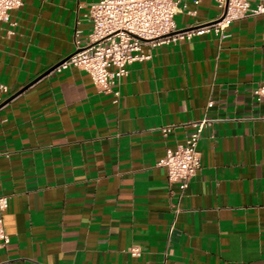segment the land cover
I'll use <instances>...</instances> for the list:
<instances>
[{"label": "crops", "instance_id": "0c3cea01", "mask_svg": "<svg viewBox=\"0 0 264 264\" xmlns=\"http://www.w3.org/2000/svg\"><path fill=\"white\" fill-rule=\"evenodd\" d=\"M97 1L24 0L0 24V264H264V15L156 49L112 93L74 68L25 90L86 42ZM218 14L203 0L175 20ZM204 119L181 192L161 162Z\"/></svg>", "mask_w": 264, "mask_h": 264}, {"label": "built area", "instance_id": "2783aa9c", "mask_svg": "<svg viewBox=\"0 0 264 264\" xmlns=\"http://www.w3.org/2000/svg\"><path fill=\"white\" fill-rule=\"evenodd\" d=\"M203 0H99L90 4L88 20L91 33L85 43L77 42L76 52L53 72L78 69L90 76L100 93H112L113 87L129 74V67L149 61L153 52L165 45L191 42L195 37L215 34L225 38L227 30L237 21L264 15V0L253 7L250 0H215L219 14L211 21L198 23L187 30H179L176 16L189 4L200 6ZM24 0H0V24L11 11L20 9ZM264 104V83L253 92ZM10 95L7 85L0 84V107ZM213 106L209 104V108ZM204 119L193 124L194 131L183 146L168 149L161 166L167 171L170 185L185 192L201 166L199 142L208 126ZM169 128L162 134L167 137ZM9 209V199L0 198V213ZM10 243L3 219H0V246ZM138 256L139 251L132 250Z\"/></svg>", "mask_w": 264, "mask_h": 264}, {"label": "water", "instance_id": "95a60500", "mask_svg": "<svg viewBox=\"0 0 264 264\" xmlns=\"http://www.w3.org/2000/svg\"><path fill=\"white\" fill-rule=\"evenodd\" d=\"M69 59V58H68ZM61 64V63H60ZM59 64V65H60ZM59 65L55 66L54 68H52L51 70L47 71L45 74H43L42 76H40L38 79H36L34 82H32L31 84H29L26 88L28 89L29 87H31L32 85H34L35 83H37L39 80H41L42 78L46 77L47 75H49L50 73H52ZM23 90V91H25ZM21 93V92H20ZM6 104V102H4V104L0 107L2 108L4 105Z\"/></svg>", "mask_w": 264, "mask_h": 264}]
</instances>
